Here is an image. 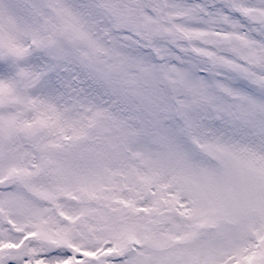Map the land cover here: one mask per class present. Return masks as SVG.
<instances>
[{
  "label": "snow or ice",
  "instance_id": "1",
  "mask_svg": "<svg viewBox=\"0 0 264 264\" xmlns=\"http://www.w3.org/2000/svg\"><path fill=\"white\" fill-rule=\"evenodd\" d=\"M0 264H264V0H0Z\"/></svg>",
  "mask_w": 264,
  "mask_h": 264
}]
</instances>
